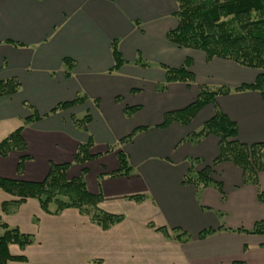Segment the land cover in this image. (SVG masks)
<instances>
[{"label": "crops", "instance_id": "crops-1", "mask_svg": "<svg viewBox=\"0 0 264 264\" xmlns=\"http://www.w3.org/2000/svg\"><path fill=\"white\" fill-rule=\"evenodd\" d=\"M176 10V0H0V80L21 83L18 92L0 97V141L23 125L29 156L23 175L21 152L0 156V176L42 181L52 163L71 162L68 177L86 168L89 191L102 193L101 208L123 216L105 230L76 208L47 213L35 198L6 213L2 206L14 197L0 189L1 221L33 237L23 248L9 245L12 255L25 258L10 264H264V232H251L264 221V171L258 185L246 182L235 163L214 164L217 136L189 140L214 115L213 104L188 125L162 126L167 112L197 98L200 84L235 88L253 82L259 70L170 42ZM115 40L120 68H114ZM65 58L75 61L71 75ZM187 59L196 81L167 83L165 67L179 68ZM82 95L84 103L53 111ZM216 103L237 123L240 141L264 142L259 91H233ZM125 106L139 109L127 115ZM86 113L92 117L87 131L72 120ZM34 114L40 117L26 120ZM89 136L97 157L77 164L78 145ZM119 150L132 168L127 176L111 175L119 169ZM208 166L207 186L183 183L189 168ZM172 228L185 231L188 241L174 239ZM205 229L212 232L200 238Z\"/></svg>", "mask_w": 264, "mask_h": 264}, {"label": "trees", "instance_id": "trees-1", "mask_svg": "<svg viewBox=\"0 0 264 264\" xmlns=\"http://www.w3.org/2000/svg\"><path fill=\"white\" fill-rule=\"evenodd\" d=\"M177 10L175 15L178 24L169 30L167 38L179 47H187L203 51L208 59L214 57L234 61L240 65L258 69L256 79L251 83H243L231 88L221 85L214 88L207 85H199L197 98L186 107L169 111L164 116L162 126H168L174 122L188 125L201 109L209 104L215 105L214 115L205 121L202 128L189 135V140L198 141L208 135H215L219 139L220 153L214 164L231 161L244 171L246 182L258 185V174L264 171V142L247 144L239 140L238 126L221 108L216 100L220 95L230 94L233 91L256 90L264 99V0H176ZM115 58L114 68H120L124 59L118 49L116 40L112 44ZM66 74L71 75L75 61L65 58ZM192 60L187 59L179 68L165 67L166 81H196L195 73L190 69ZM21 83L17 78L0 80V97L13 95L19 91ZM85 95L77 96L72 101L61 102L53 111L69 108L86 101ZM139 109V106H125V113L131 115ZM38 114L26 118L30 120L39 118ZM76 127L88 130L92 120L91 114L86 113L82 118L72 116ZM24 126H20L0 141V156H7L11 151L21 152L17 171L23 175L25 162L29 159L26 154L27 144L23 138ZM133 133L121 141L130 140ZM94 141L91 136L86 142L78 145L74 162L84 165L87 161L97 157L91 152ZM112 148H109L111 150ZM119 169L112 176H127L132 168L127 154L123 150L117 151ZM71 162L52 163L46 178L42 181H28L24 179H12L0 176V189L14 197L11 202H5L3 211L8 213L12 206L17 207L29 198L39 201L42 209L50 214H59L64 209L76 208L82 214L88 216L92 222L103 229H109L123 220L120 214H113L101 208L102 193H92L87 187L83 168L80 176L69 178L68 170ZM213 167L208 166L200 171L189 168L183 179L184 184L195 186H207L211 181ZM217 186L222 190L221 183ZM259 197L264 200V192L259 191ZM132 199L142 201L145 195H134ZM0 225L4 233L0 236V264H10L13 261H25L23 256L12 255L9 251L10 244L25 247L33 242V237L20 232L18 228L10 227L0 219ZM153 226L152 223H150ZM167 232V228H158ZM176 232L173 236L181 242L188 241V234L180 228H172ZM212 229L200 232L199 237L204 238ZM253 233L264 232V221L257 222ZM233 264H247L241 260H235Z\"/></svg>", "mask_w": 264, "mask_h": 264}, {"label": "rangeland", "instance_id": "rangeland-1", "mask_svg": "<svg viewBox=\"0 0 264 264\" xmlns=\"http://www.w3.org/2000/svg\"><path fill=\"white\" fill-rule=\"evenodd\" d=\"M3 233V228L2 227H0V234H2Z\"/></svg>", "mask_w": 264, "mask_h": 264}]
</instances>
